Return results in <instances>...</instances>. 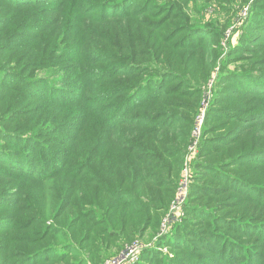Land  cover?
Segmentation results:
<instances>
[{"label":"trees","instance_id":"obj_1","mask_svg":"<svg viewBox=\"0 0 264 264\" xmlns=\"http://www.w3.org/2000/svg\"><path fill=\"white\" fill-rule=\"evenodd\" d=\"M54 1L55 9L52 13L59 16L58 19L67 18L72 0ZM102 1L107 7L119 8L118 11L96 21L101 25L105 24L103 26L106 31L100 32L101 36L97 37L101 43L100 49L92 54L82 52V69H76L74 66L70 72L73 65L69 64H77L76 60L81 59L78 55L67 60L55 52L48 53L46 47L40 46L43 41L51 44L44 38L56 39L58 31L48 28L58 27V22L48 24L43 29L41 24L37 26L38 29L34 28L36 24L25 26L21 39L31 40L33 46L31 50L28 47L19 57L15 54L9 56L10 45L0 48V52L3 51L9 56L5 63H13L9 68L0 64V121L4 122V126L0 127V139H5V136L16 138L15 142L0 144V206L3 211L7 210V207L13 211L12 214L0 212V264H84L82 253L89 249L82 246V243L91 242L93 237L107 232L111 233L109 236L118 239L121 237L124 241L143 237L157 221L159 213L165 209L164 202L169 200L170 192L164 189L161 181L154 180L157 171L160 176L161 170L165 168L158 163V167L147 164L148 155H153L147 146L155 147L159 151L161 136L174 126L177 118L157 111H151L149 116L136 114L147 108L149 103L173 95L175 91L192 93L193 90L183 91L191 89L190 86L194 84L193 80L191 84L188 80L197 74V63L206 62L207 54L205 58L199 56L198 49L203 48L213 32L207 27L190 25L186 28L180 26L179 29L172 30L169 36H162L157 34L161 32L160 26H155L151 34L142 35L146 32L141 30V15H146L149 9L157 11L162 6H171L176 10L187 0H165L166 4H159L158 0ZM131 1L141 6L147 4L139 14H136L133 6L120 7ZM0 3V13L7 10V7L15 9L14 13L5 14L0 18V34H8V30L12 32L17 27L13 23L20 18V10H32L36 13L38 7L47 5L48 2L14 0L13 3V0H0ZM252 3L251 13H255L260 22L257 30L262 37V47L264 0H253ZM164 9L166 8L161 11L164 12ZM78 14L81 15L80 12ZM132 21L139 26L136 33H130ZM123 23L127 28L120 30L119 40L122 45L117 48L126 56L116 60L115 55L119 56L120 53H112L116 47L111 43L116 37L110 29ZM30 30L34 31V34L26 37ZM136 39L137 42L144 40V43L133 44L132 41ZM148 49L154 50L155 60L158 59L166 68L165 72L155 71L156 74H152L156 75V80L162 77V84L174 80L175 73L167 71L168 68L180 70L181 75L174 80L177 81L175 91L167 92L164 87L157 91L158 83L154 82L155 78L148 80L143 77L145 72L153 68L137 64L136 57L146 58L151 55L145 54ZM261 50H264V47ZM67 63L69 66H66ZM263 64L264 59L254 66ZM6 69L10 73L6 72ZM229 75L233 79L217 80V85L222 84V87L215 89L204 119L198 145L199 154L193 163L190 200L216 199L228 193L226 198L238 197L242 202L264 212V124L262 130L257 132L260 136H256L255 130L258 125L264 123V108L259 109L257 104L248 107L251 102H264V70H241ZM226 81L228 83L224 84ZM229 81L234 84L233 88H229ZM201 82L198 87L206 81ZM42 83L52 89L47 90L46 95L39 96L37 85ZM241 84L246 86L247 91L240 90ZM31 85L34 87L30 90ZM80 86V93L73 91L74 87ZM63 88L71 90L64 94L61 91ZM228 91L230 94H227ZM26 93L30 98L36 99V108L31 112L23 110L24 105L26 106ZM241 93H249L250 102L240 101ZM15 99L17 101H14ZM192 100L197 102L195 97ZM224 101L231 102L234 106L238 101L237 107H228L226 104L230 103L223 104ZM79 116L82 117L81 124L77 123ZM21 119L23 120L17 123ZM215 122L218 123L214 124ZM6 123L13 130L6 129ZM31 125V131L36 133L32 134L30 140L25 133ZM186 125L190 127V122ZM187 127L184 126L183 129L186 130ZM61 128L72 129L68 144L55 138L56 134L64 132L60 131ZM251 139L255 142L248 145L251 147L247 149ZM182 151L183 149L178 148L172 155V158L176 155V167L179 166L178 160ZM145 166L154 171L147 172ZM104 172L107 173L102 175ZM256 173L259 178L254 176ZM18 185L20 187L16 189L14 186ZM11 190L14 194L12 199L8 200L7 191ZM227 204L226 201L222 202L220 211L227 208ZM209 205L210 202H207V206ZM209 207L215 211L216 207ZM198 210L201 211L198 208L195 210L194 206H186V212L190 216ZM156 213L158 215H155ZM65 215L69 216L67 222L70 221L67 229L61 221ZM213 216H210L213 225L209 227L208 233L201 237H206L201 240L202 245L197 243L195 248L191 247L196 249L195 253L205 250L203 245L207 246L206 250L213 256H204L209 260L201 256V261H197L198 256L193 255L194 264H264V216L258 221L249 222L246 219V222L239 223L221 216L215 220ZM230 221L239 224L240 230L231 228ZM154 226L156 227L155 224ZM253 226L257 230L248 232V227ZM218 227H227L228 232L235 231L233 234L237 232L238 235L245 236L244 239L251 244H243L241 249L234 250L230 243L233 245L239 242L230 236L224 237L220 230H216ZM181 228L189 233L188 235L195 237L196 233L192 228ZM181 228L174 226L173 239L178 241L182 238L189 245L184 239L186 234L179 232ZM196 240H200V237L196 236ZM257 241L259 244H255ZM166 244V240L159 242V245ZM153 254L152 249L145 250L142 261L153 257ZM87 255L91 253L88 252ZM70 256L74 260L67 262Z\"/></svg>","mask_w":264,"mask_h":264},{"label":"rangeland","instance_id":"obj_2","mask_svg":"<svg viewBox=\"0 0 264 264\" xmlns=\"http://www.w3.org/2000/svg\"><path fill=\"white\" fill-rule=\"evenodd\" d=\"M158 1L160 2L159 4L167 3V1L165 0ZM47 2V5L38 7V11H36V13H33L32 10H20V18L15 21L16 23H13L17 25L16 29H14L12 32L8 30V34H0L2 38V40L0 41V48L10 45L9 49L11 51L9 52V56L10 54H15L17 57H19L24 51H26L28 47L31 50L33 46L31 40L28 41L25 39H21V34L23 32L22 29L25 26H27L28 24H36L34 28H37V26L41 24V29H43L48 24L52 25L58 22V27L48 28V30H52V28H55L58 31L56 39L51 40L49 38H44V40H49L52 45L43 41L40 46L46 47L48 53L50 51L55 52L60 56H64L67 60L72 59L73 57L78 55L79 57H81V59L80 61L79 58L76 60V62H78L77 64H75L74 62L69 64L73 65V68L70 70V72L73 71L74 66L76 69H82V52L92 54L93 52H96V50L100 49L101 43L98 41L97 37L101 36L100 32L106 31V28L103 26L105 24L101 25L98 22L96 23V21L101 19L103 16L118 11L119 6L107 7L102 0H72L69 6L70 11L67 18L58 19L59 16L52 13L55 9V1L47 0ZM252 2L253 0H187L186 2L180 4V8L176 10L172 9L171 6H162V8L157 11L154 9H149L146 12V15H141V19L139 21L141 30L142 32H146L142 33V35L151 34V32H153V30L155 29V26H160L161 32L157 34H162V36H169V33L175 28L179 29L180 26H182L180 28H186L190 25L207 27L208 29L212 30L213 34L206 41L203 48L198 49L199 56L203 58L206 57V62L197 63V74L192 76V78L188 80L189 83L191 82V80H193L192 82H194V84L190 86L191 89H184L183 91L189 92L188 90H193L191 91L192 93H178L175 91L174 86L177 84V81H174L175 77L181 75L178 68H168L169 70H167L175 73L174 80L172 82L168 81L164 85L162 84V77H158L156 80V75L152 74H156L154 73L155 71L165 72L166 68L160 63V61H158V59L155 60L154 50L148 49L147 51H145V54L151 53V55H147L146 58L144 56L136 57L137 64H141L143 66H146L147 68H153L148 72H145V74H143V77L148 78V80L155 78L154 82L158 83V85L156 84L157 91H161L163 87L164 90H168L167 92H172L173 90L175 91V94L173 95L161 97V99H159L158 101L149 103V106L147 108L141 110L139 114H136L149 116L151 114V111H157L162 112V114H166L167 116L172 115L177 118L174 121V126H172L171 129H167L161 136L159 151L156 150L155 147L147 146L148 150L152 151L153 154L152 156L148 155L147 164H153L157 167L159 164L160 166H163L165 168L161 170L160 176L158 175L157 171V176L154 180L161 181L164 185V189L168 190V193L170 192L168 195L169 200L167 199L166 202H164L166 206L161 214H155L158 215V219L154 223L156 227L153 224L151 229L149 228V231L143 237L136 238L130 241H124V239L121 237L118 239L116 237L109 236V234L111 233L107 232L104 235L99 234L95 238L93 237L91 242L82 243V246L88 247L89 249V251H85L82 253L84 264H194V261L192 259L193 255L198 256L197 261H201V256L203 258L204 256L208 257L211 255L210 258L213 256L212 253L206 250L207 246L203 245L202 248H205V250H199L195 253L194 250L196 249L191 248H195L197 243H200L202 245L201 240L206 237H203L202 239L201 237L204 236L206 232L208 233L209 227L213 225L210 216L214 215L213 217L215 218V220H217V218L221 216L228 220H234L238 223L246 222V219L249 222L258 221L264 216V212H262V210L260 211L253 205L242 202V199L238 197L231 196L226 198L228 193L216 199L207 198L202 201L197 199L190 200L189 193L191 184L193 182V163L195 161L194 158L199 154L198 145L201 141L204 119L206 118V113L210 106V101L215 89L222 87V84L217 85V80H231L232 77H230L229 74L241 70H264V64L261 66H254V64H258L264 59V50H261L264 45L262 47L260 46V43H262V37L257 30L260 22L256 18L255 13H251V10L253 11ZM146 4L147 3H145L144 6H141L139 3L136 4L134 3V1H131L120 7L133 6L132 8L136 9V14H139L144 10ZM0 5L2 4L0 3ZM163 8H166L164 9V12L161 11ZM14 12L15 9L7 7V10L0 13V18L4 17L5 14H11ZM78 12H80L81 15H79ZM126 28L127 26L123 23L116 24L114 27H112V29H110L112 35L116 37L113 38L114 42L111 43L114 47H116L115 49H113L112 53H120L119 56H113L116 60H120L117 58L126 56L124 52L119 51L117 48L118 46L122 45L119 40V34L121 32L120 30H125ZM137 30H139V26L137 25V23L134 24L132 21V24L130 25V33H136ZM32 34H34V31L30 30L29 33H27V35L25 36H32ZM35 34L38 33L35 32ZM94 34L96 35V37H94ZM162 36L160 37L161 39ZM142 39L145 38L142 37ZM86 40L89 41L86 42ZM132 43L135 45H141L142 43H144V40H142L141 42H137L136 39L133 40ZM257 43L259 44L257 45ZM170 44H172V42ZM22 45L24 47H20ZM6 54L7 53L3 51L0 52V64H5L4 66L7 65L5 68H9V66H13V63L9 65L5 63L6 58L9 57ZM134 54L136 55V53ZM84 60L87 61V59ZM63 62H65V60ZM69 65L67 63L66 66ZM85 67L89 68L88 65H85ZM5 71L10 73L8 69H6ZM1 76H6L7 78L9 77L8 75ZM201 81L206 82L198 87V83H200ZM243 82L247 83V81ZM227 83L228 82L226 81L224 84ZM228 86L229 88H233L232 86H234V84L229 81ZM241 86H237V88L241 87L242 89L240 90L247 91L244 84H241ZM32 87L34 86L31 85L30 90L32 89ZM37 88V93L39 94V96L46 95V91L52 89V87L47 85L46 83L37 85ZM176 88H178V85ZM70 90L71 89L69 88L61 89L64 94H66V91L70 92ZM73 91H78L80 93L81 86L74 87ZM229 92L230 91H228L227 94H230ZM248 94L249 93H241L242 96L240 98V101L244 103H246L247 101L250 102L251 99ZM11 96L16 97L17 95L11 94ZM193 97L197 98V102L195 100H192ZM25 98L26 100L24 101L27 108L24 105L23 110H28L29 112L35 110L37 105V103L35 102L36 99L30 98L27 93ZM14 101H17V99H15ZM237 103L238 101L235 102L234 106V104H232L231 102H223V104H226V106L228 107H237ZM256 104L259 109L264 108V102H251L248 107L250 108ZM47 111L48 109L46 108L45 112L47 113ZM0 116H2V114H0ZM189 117L191 119H188ZM1 118L2 117H0V120ZM22 120L23 119L17 121V123L21 122ZM77 120L78 124L82 123V117L79 116ZM188 121L190 122L189 126L191 128L187 127L186 125ZM216 123L218 122H215L214 124ZM3 124L4 122L0 121V127L4 126ZM263 124L264 123H261L255 128L256 133L262 130L261 127ZM184 126L187 127L186 130L183 129ZM5 128L10 131L13 130V128L10 127V125H8L7 123L5 125ZM31 130L32 125L30 129L25 133L28 134L30 140L32 134L36 133V131L33 132ZM61 130H64V132L56 134L55 138L61 143L68 144L71 138L72 129L61 128L60 131ZM263 131L264 125L262 130V146L264 147ZM196 134L198 137H196ZM46 135L47 134H43V136ZM260 135V133H257L256 136L258 137ZM181 136H183L184 138H181ZM5 139H0V144H4L3 142L7 141L15 142L16 140V138H11L10 136H5ZM194 142H196V145L193 149H191ZM254 142V139L249 140L246 146L247 149L251 147L248 145H253ZM55 144L56 143H54V145ZM178 148L183 149V151L180 159L178 160L179 166L176 167V162H174L176 161V155H174L173 158L172 155L175 154L174 152ZM18 160L21 159L18 158ZM146 166L145 170L147 172L154 171V169L147 168ZM169 171L171 172L168 174L167 172ZM106 173L107 172H104V174L102 175H105ZM262 175L263 180L264 174ZM254 176L256 178H259L257 173L254 174ZM255 182L257 181H254V183ZM14 187L16 189H19L20 186L18 185ZM13 194V190L7 191V199L11 200ZM225 201L228 203L226 205L227 208H224V210L220 211L221 208H219V206L222 202ZM207 202H210L209 206L216 207L215 211H213L214 209H211V207L207 206ZM188 205L194 206L195 210L196 208H198L201 211L198 210L197 213H194V211L193 215L191 214L190 216L186 212V206ZM204 209L206 211L208 210L209 212H206ZM0 212H3L2 214L7 212L8 214H12L13 211L9 210L8 207L7 210L3 211L1 207ZM67 219H69V216L66 215L61 219L65 229L68 228V225L70 223V221L67 222ZM234 221L229 222L231 228L237 229V231L240 230L239 224H237L236 222L231 223ZM193 222L197 223L193 224ZM191 223L192 226H190ZM225 224H227V222H225ZM174 226H179L180 228L183 227L185 228V230H189L190 228L194 230V232L196 233L194 235L195 237H192L191 235H188L189 233L182 231V228L181 230H179L180 233L183 232V235L186 234L184 235V239L189 243L190 247L186 242L183 241L182 238L178 241L173 239L172 232ZM216 230H220V233L225 235L224 237L230 236L231 239L235 238L236 242H239L233 245L230 243L234 250L241 249L243 247V244L246 246H249L251 244L250 242L247 243L248 241L244 239L245 236H240L237 232L236 234H233L235 233V231H233V233L228 232L227 227H224L223 229L218 227V229L216 228ZM256 230L257 229L254 226L248 227V232ZM196 236H199L200 240L197 241ZM161 240H166L167 244L159 245V242ZM115 244H118V246ZM255 244H259L258 241ZM228 248L232 250L229 245ZM149 249H152V251L154 252L153 257H147L142 261L144 251ZM88 252H90L91 255H87ZM1 254L2 253H0V256ZM71 260H74L71 256L67 258V262ZM52 264L58 263L53 262Z\"/></svg>","mask_w":264,"mask_h":264},{"label":"built area","instance_id":"obj_3","mask_svg":"<svg viewBox=\"0 0 264 264\" xmlns=\"http://www.w3.org/2000/svg\"><path fill=\"white\" fill-rule=\"evenodd\" d=\"M196 137H198L197 134H196ZM195 145H196V142L193 143L191 149H193L195 147Z\"/></svg>","mask_w":264,"mask_h":264}]
</instances>
